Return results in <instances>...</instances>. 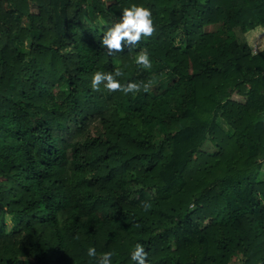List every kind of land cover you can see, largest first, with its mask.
<instances>
[{
	"label": "trees",
	"instance_id": "16d2710c",
	"mask_svg": "<svg viewBox=\"0 0 264 264\" xmlns=\"http://www.w3.org/2000/svg\"><path fill=\"white\" fill-rule=\"evenodd\" d=\"M132 4L154 32L109 54ZM258 28L264 0H0V264H264ZM115 68L139 89L92 90Z\"/></svg>",
	"mask_w": 264,
	"mask_h": 264
},
{
	"label": "clouds",
	"instance_id": "9594fccd",
	"mask_svg": "<svg viewBox=\"0 0 264 264\" xmlns=\"http://www.w3.org/2000/svg\"><path fill=\"white\" fill-rule=\"evenodd\" d=\"M154 32L153 12L150 7L143 4H132L121 10V14L116 22L107 26L100 37L99 44L109 54L119 53L125 48L131 51L142 40H146ZM255 54V53H254ZM134 63L144 69L152 67V60L149 53L141 49L134 57ZM122 75L121 69L115 68L112 72L95 71L91 76L92 90L103 89L111 91H120L127 95L137 91L140 85L129 80L127 83H121L117 77ZM145 88L147 86L145 85ZM149 205L144 204L147 210ZM88 257H96L95 264H112L113 252H104L101 256H96V248L89 246L86 250ZM148 252L145 246L137 242L129 253L131 264H151L147 259Z\"/></svg>",
	"mask_w": 264,
	"mask_h": 264
},
{
	"label": "rangeland",
	"instance_id": "374dc122",
	"mask_svg": "<svg viewBox=\"0 0 264 264\" xmlns=\"http://www.w3.org/2000/svg\"><path fill=\"white\" fill-rule=\"evenodd\" d=\"M209 31H216V27H212L208 29ZM244 40H246L250 46L252 47L254 52H260L264 50V29L258 28L254 32L248 33L246 36H242ZM237 100H242V98L236 97ZM264 178V171L261 175ZM231 264H239L238 260L235 259Z\"/></svg>",
	"mask_w": 264,
	"mask_h": 264
}]
</instances>
